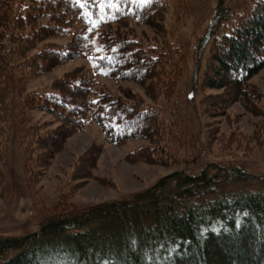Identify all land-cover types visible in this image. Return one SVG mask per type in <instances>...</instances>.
<instances>
[{"label":"trees","instance_id":"obj_1","mask_svg":"<svg viewBox=\"0 0 264 264\" xmlns=\"http://www.w3.org/2000/svg\"><path fill=\"white\" fill-rule=\"evenodd\" d=\"M186 7L169 0H0V188L14 137L25 175L36 183L66 141L93 123L113 145L149 141L127 155L131 163L179 160L174 146H183L186 129L177 109L169 117L161 103L178 107L182 99L187 54L173 36ZM238 7L231 20L221 3V23L207 48L202 43L205 64L193 92L201 91L208 116L236 101L253 112L263 108L251 80L264 69V0ZM224 18L231 23L220 34ZM59 69L49 86L28 88ZM124 81L148 85L142 93ZM96 153L78 156L70 177L91 178ZM237 167L238 180L245 174ZM222 176L232 175L214 164L197 174L176 170L132 197L84 206L69 202L71 187L40 230L0 238V257L11 253L1 264H264V190L212 196Z\"/></svg>","mask_w":264,"mask_h":264},{"label":"rangeland","instance_id":"obj_2","mask_svg":"<svg viewBox=\"0 0 264 264\" xmlns=\"http://www.w3.org/2000/svg\"><path fill=\"white\" fill-rule=\"evenodd\" d=\"M169 1L177 6L182 2L187 5L186 10L179 11V15H182L181 21L175 24L173 36L175 44L184 46L187 54V67L180 81L182 99L178 107H175L174 102L161 103V108L169 117H174L177 109L180 124L186 129V141L183 146L178 143L174 146L176 158L179 160L174 159V163L168 161L166 164L131 163L127 155L147 146L149 141L132 139L122 145H113L106 141L99 126L93 123L85 131L66 141L64 149L57 154L46 174L35 183L25 175L21 152L14 137L10 142V167L6 185L0 188V238L23 236L40 230L50 219L49 210L57 203L60 194L69 192L71 187L73 191L71 190L69 202L78 206L119 201L132 197L176 170L197 174L207 165L214 164L225 167L232 176L218 177L219 181L213 187L212 196L231 189L245 192L264 190V69L251 80L262 90L260 99L256 101L263 108L254 109V112L242 101H236L225 110L220 109V112L215 114L216 117L208 116L204 114L200 104L201 91L198 89L193 92L197 76L199 77L198 67L205 64L206 50L201 52L202 43L207 41V48L211 32L221 23L218 19L221 3L230 11L232 20L241 10L238 4L242 0ZM175 9L176 7L169 12V16L173 17ZM223 10L222 8L221 12ZM230 23L231 21L224 18L219 33L227 31L226 25ZM146 32L151 34L152 30L147 29ZM60 71L61 69L55 70L30 80L28 88L49 86L52 80L60 75ZM107 82L116 89V83L111 80ZM122 84L142 93H145L148 85L128 81ZM206 91L217 95L224 92L211 89ZM160 99L155 101L146 97L147 101L156 103L162 101ZM34 117L42 121L51 120L42 114ZM96 151L99 157L96 165L91 168L92 177L85 180L81 176L71 178L77 157L86 153L91 157ZM235 166L245 174L238 180L236 173L234 174ZM110 180L114 181L116 186L111 184L113 182H109ZM10 254L1 256L0 264L1 260Z\"/></svg>","mask_w":264,"mask_h":264},{"label":"snow or ice","instance_id":"obj_3","mask_svg":"<svg viewBox=\"0 0 264 264\" xmlns=\"http://www.w3.org/2000/svg\"><path fill=\"white\" fill-rule=\"evenodd\" d=\"M77 2L79 3L80 2V0H77ZM109 18H111V17H109ZM99 21H93V24H97ZM92 29H89V31H91Z\"/></svg>","mask_w":264,"mask_h":264}]
</instances>
